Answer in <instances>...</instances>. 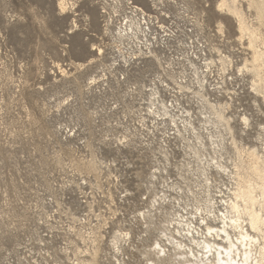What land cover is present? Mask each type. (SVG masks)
I'll return each instance as SVG.
<instances>
[{"label":"rangeland","instance_id":"374dc122","mask_svg":"<svg viewBox=\"0 0 264 264\" xmlns=\"http://www.w3.org/2000/svg\"><path fill=\"white\" fill-rule=\"evenodd\" d=\"M221 1L0 0V264L200 250L264 155V0Z\"/></svg>","mask_w":264,"mask_h":264},{"label":"bare ground","instance_id":"6f19581e","mask_svg":"<svg viewBox=\"0 0 264 264\" xmlns=\"http://www.w3.org/2000/svg\"><path fill=\"white\" fill-rule=\"evenodd\" d=\"M235 5L222 0L218 7L228 9L239 18L242 35H254ZM59 6L63 11L67 9L64 1ZM259 59V52L254 51V62ZM249 155L250 166H237L234 173L236 184L232 197L226 201V212L216 218L213 216L220 226L206 224V229L201 232L186 224L191 242L200 250L191 248L186 252L179 243L175 253L180 261L183 260L182 264H264V155L256 150L250 151Z\"/></svg>","mask_w":264,"mask_h":264}]
</instances>
